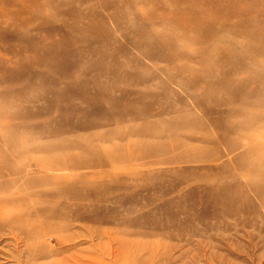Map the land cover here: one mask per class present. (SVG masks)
I'll return each mask as SVG.
<instances>
[{"label": "rangeland", "instance_id": "1", "mask_svg": "<svg viewBox=\"0 0 264 264\" xmlns=\"http://www.w3.org/2000/svg\"><path fill=\"white\" fill-rule=\"evenodd\" d=\"M4 1L0 264H264V0Z\"/></svg>", "mask_w": 264, "mask_h": 264}, {"label": "bare ground", "instance_id": "2", "mask_svg": "<svg viewBox=\"0 0 264 264\" xmlns=\"http://www.w3.org/2000/svg\"><path fill=\"white\" fill-rule=\"evenodd\" d=\"M1 1H2V0H0V2H1ZM5 1L7 2V0H5ZM5 1H4V2H5ZM10 2H11V0L9 1V3H10ZM29 2H30V1H29ZM29 2H28V3L26 2V3L29 4ZM31 2H32V0H31ZM11 3H12V2H11ZM32 3H33V2H32ZM5 4H6V3H5ZM13 4H14V2H13ZM13 4H11V5H13ZM33 4H34V3H33ZM6 6H7V4H6ZM8 8H9V7H8ZM2 10H3V9H2ZM10 10H11V9H10ZM28 10H29V9H28ZM10 14H11V13H10ZM24 32H25V31H24Z\"/></svg>", "mask_w": 264, "mask_h": 264}]
</instances>
